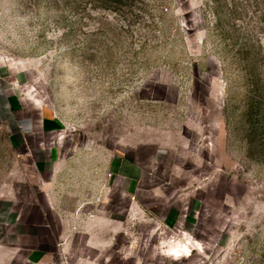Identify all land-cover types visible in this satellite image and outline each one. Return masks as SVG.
<instances>
[{
	"label": "rangeland",
	"instance_id": "obj_1",
	"mask_svg": "<svg viewBox=\"0 0 264 264\" xmlns=\"http://www.w3.org/2000/svg\"><path fill=\"white\" fill-rule=\"evenodd\" d=\"M253 56L263 67L264 0H0V64L63 126L22 132L0 108V264H29L23 226L58 230L48 183L67 196L101 170L121 226L109 264H264Z\"/></svg>",
	"mask_w": 264,
	"mask_h": 264
},
{
	"label": "crops",
	"instance_id": "obj_2",
	"mask_svg": "<svg viewBox=\"0 0 264 264\" xmlns=\"http://www.w3.org/2000/svg\"><path fill=\"white\" fill-rule=\"evenodd\" d=\"M11 78V70L0 64V108L5 110L13 125H21L22 132L27 131L26 133L35 131L49 133L55 127L59 129L63 127L51 112L35 104L27 105L23 95L15 93ZM120 166L121 163L118 162L116 168L120 170ZM132 166L135 169L133 167L128 169V179L133 185L139 176V171L136 169L140 167L136 162ZM118 169H116L118 174H121ZM84 170L53 169L51 172L55 177H59L69 171L83 174ZM101 173L98 176L99 181L90 184L76 182L73 185L75 193H68L67 196L64 195L61 184L56 182L47 184V191L60 190L59 195L58 192H53L47 199V206H50L58 215L56 219L58 230L54 228L55 233H51L49 225L45 227L40 223L22 227L21 246L31 253V258L29 257L27 261L29 264H109L110 237L115 231H111V228L119 230L121 226L118 222L111 224L110 216L104 212L110 189L103 170ZM122 178L120 188H123L125 183L123 176ZM133 210L136 211L134 206ZM59 211L62 213L60 214ZM44 229H46L45 233Z\"/></svg>",
	"mask_w": 264,
	"mask_h": 264
},
{
	"label": "trees",
	"instance_id": "obj_3",
	"mask_svg": "<svg viewBox=\"0 0 264 264\" xmlns=\"http://www.w3.org/2000/svg\"><path fill=\"white\" fill-rule=\"evenodd\" d=\"M259 62L255 56L249 61L248 91L243 117L246 120L248 130L249 149L251 153L258 152L257 154H261L257 158L254 157L255 160L259 157L264 160V139L260 137L261 134L264 136V66L261 67Z\"/></svg>",
	"mask_w": 264,
	"mask_h": 264
},
{
	"label": "bare ground",
	"instance_id": "obj_4",
	"mask_svg": "<svg viewBox=\"0 0 264 264\" xmlns=\"http://www.w3.org/2000/svg\"><path fill=\"white\" fill-rule=\"evenodd\" d=\"M187 251L186 249L184 250ZM173 255H178L180 251L176 250V248L172 249Z\"/></svg>",
	"mask_w": 264,
	"mask_h": 264
}]
</instances>
